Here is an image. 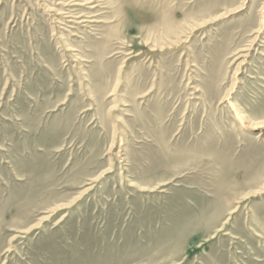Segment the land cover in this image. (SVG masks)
<instances>
[{"label": "rangeland", "instance_id": "1", "mask_svg": "<svg viewBox=\"0 0 264 264\" xmlns=\"http://www.w3.org/2000/svg\"><path fill=\"white\" fill-rule=\"evenodd\" d=\"M0 264H264V0H0Z\"/></svg>", "mask_w": 264, "mask_h": 264}, {"label": "bare ground", "instance_id": "2", "mask_svg": "<svg viewBox=\"0 0 264 264\" xmlns=\"http://www.w3.org/2000/svg\"><path fill=\"white\" fill-rule=\"evenodd\" d=\"M237 112H238V116H240L243 119L242 123H244V124L247 123L248 124L249 121H247V118L240 111H237ZM249 126L252 127L253 129H260V128L263 127V125L253 126L250 123H249Z\"/></svg>", "mask_w": 264, "mask_h": 264}]
</instances>
